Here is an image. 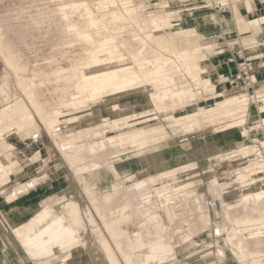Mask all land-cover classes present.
<instances>
[{
	"label": "bare ground",
	"instance_id": "obj_1",
	"mask_svg": "<svg viewBox=\"0 0 264 264\" xmlns=\"http://www.w3.org/2000/svg\"><path fill=\"white\" fill-rule=\"evenodd\" d=\"M136 1L121 0L122 8L115 9L109 7L119 2L116 0H0V56L25 95V99H17L16 104L9 102L11 106L0 110V156L13 147L9 142L13 137L25 143L28 139L36 140L33 135L37 132L31 134L38 131L31 106L84 183L108 234L86 208L85 216L92 226L90 251L95 264H177L179 254L196 244L202 245L197 248L201 253L212 250L206 243L209 236L201 235L212 226L206 191H201V184L194 177L176 182L182 172L189 174L193 162L186 161V156L177 158L176 166L164 160V154L179 145L165 136L159 113L146 108L128 110L133 104L147 100L155 103L161 114L168 115V110L180 105L179 102L198 101L202 92L198 87L188 89L187 84L202 86L204 92L215 90L212 78L204 75L208 72L206 63L212 54H221L224 49H216L218 43L204 41L201 25L193 28L172 25L168 13L174 15L177 10L147 11L146 5ZM167 1L175 5L188 0ZM210 2L204 0L201 7L211 5ZM257 2L264 0H231L230 14L240 32L252 31L257 22V16L248 17L242 7L247 14H253ZM123 20L139 26L144 35L133 33L134 38L129 39ZM211 20L212 26L219 22L214 14ZM168 27L172 28L167 30ZM73 37L81 42L79 47L72 45ZM246 46L257 48L255 44ZM81 51L83 54H79ZM259 63L264 67L263 59ZM68 66L73 68L66 69ZM253 78L257 80L256 76ZM122 96L126 97L124 102ZM241 97L227 95L224 101L197 107L198 113L178 118L176 128L190 131L208 123L220 124V128L229 116L239 127L248 117L245 105L250 95L242 93ZM254 100L262 123L250 129L245 127L242 135L258 128L264 130V87ZM103 105L116 116H103L96 126L80 127L62 136L63 128L97 119ZM172 119L176 116L171 115L166 121ZM128 144L135 148L131 153L120 149ZM261 145L264 146L263 139ZM241 146L238 151L219 153L207 161L210 179L217 183L220 192L226 194L238 184L236 202L227 203L218 196L223 222L217 224L216 234L223 237L219 240L222 251L217 252L221 260L228 259L229 249L237 264H264V252L259 248L264 245V147L255 149L246 143ZM39 152L29 159L30 164L41 161ZM251 154L257 157L232 170L235 178L231 182L217 176L224 161L231 165ZM151 164L155 173L143 167ZM134 168H138L141 178L132 174ZM48 174L15 185L7 199L14 200ZM88 178L97 190L111 181L113 185L110 191L100 194L90 189ZM17 180L0 157L1 192ZM259 182L262 183L258 185ZM247 186L259 187L250 190L245 189ZM208 190L215 200L218 193L212 184ZM117 199L121 203L110 206ZM30 211L25 207L23 212ZM182 213L189 214V218L177 220ZM14 214L6 217L0 204V225L10 230L7 236L27 258L38 264H86L82 250L87 245V223L77 197L70 191L46 199L26 221L20 217V209ZM215 261L210 257L196 263L215 264Z\"/></svg>",
	"mask_w": 264,
	"mask_h": 264
},
{
	"label": "rangeland",
	"instance_id": "obj_2",
	"mask_svg": "<svg viewBox=\"0 0 264 264\" xmlns=\"http://www.w3.org/2000/svg\"><path fill=\"white\" fill-rule=\"evenodd\" d=\"M119 2H114L112 6L109 8H119L121 9L123 6V3L121 0H116ZM165 1V3H164ZM34 3V2H33ZM136 3L146 5L147 11H152L153 9H162L165 11H178L179 13L174 12L173 13H168V19L172 23V25L178 27H188V28H193L195 26L201 25L204 27V41L205 42H215L218 43L219 45L216 46V49H224L223 53H214L210 56L209 60L207 61V70L204 75L211 77L212 78V83L214 86H216L215 90L211 89L210 90H205L204 92V87L202 86H191V84L188 82L187 88H197L198 91L202 92V97L197 101V99L191 100V101H182L179 102L176 107L169 109L168 115H163L162 110H158L156 108V104L153 102H148L147 100H143L141 104H133L132 106L129 107L128 112L130 111H142L143 109H147L148 111L151 112H157L161 116V123L160 125L164 127L165 131L164 134L168 139L171 140H176L178 146V149H172L166 154H164V160L169 161L172 166H176L175 160L179 158L180 156H186L187 160L186 161H192L193 166L189 169V174L186 172H182L177 176L176 182H182L183 180H186L188 177H194L195 181H198L200 185L201 191L204 193L206 191V197L208 199V204H209V212L211 215V206H210V201L208 198V193H209V186L212 184L213 188L215 191L218 193L217 198L215 201L217 203L215 204V209L218 210L221 214V205H220V200L222 198H225V201L227 203H233L236 202L239 199V196L237 194V190L235 189L238 184H234L233 187L230 188V190L226 193L223 194L222 192L219 191L217 183L213 180L210 179L211 172L207 168V161L209 157L217 156V154H224L226 155L227 153H232L234 151H238L242 148V144H245L249 147H254L255 149L257 148H263L264 146L262 144V139L260 138V134L263 133L264 136V130L261 128H258L256 130H253L247 135H242L241 132L244 131L245 127L250 129L252 126L255 124H261L262 123V117L261 113L259 112V107L256 102H254V98L261 92L262 87H264V81L260 82L258 77L255 74L256 66L259 63L258 60L255 61V67L253 72L251 73L252 75V83L251 79H243L242 76L239 75L238 71V65L241 62L239 59H237V54L239 51L243 49L242 45H247V44H255L257 48H251L250 50H247L248 55H253L255 54H261L263 55V64H264V40H260L259 38L262 36V29H264V17H259L264 14V2H257L256 10L253 12V14H247L245 9L242 7V11L244 12L245 15L249 16H257L256 17V24L254 25L252 31H245V32H240L238 30L237 25L235 26L236 22L232 18L230 11H220L213 9L211 5L207 7H201L202 4H204V0H188L186 2L182 3H177V4H170L169 1L167 0H151L150 2L146 1H140L137 0ZM211 3V2H210ZM121 4V5H120ZM29 4H26V6ZM119 6V7H118ZM183 11V12H182ZM225 12V15L223 13ZM214 14L217 18V21L219 22L216 24V26H212V20H211V15ZM223 18V19H222ZM124 21V20H123ZM121 21L124 23V25L127 28V33L129 39H131V35H134L133 33H140L141 36L144 35L143 31L137 26L136 24H131L130 21ZM262 23V26H261ZM181 24V25H180ZM134 26V27H133ZM129 27V28H128ZM172 27H168L167 30H170ZM131 29V30H129ZM133 29V30H132ZM140 30V31H139ZM238 30V31H237ZM129 31L131 34H129ZM135 31V32H134ZM240 32V33H239ZM250 32V33H249ZM254 32H258L257 34H254ZM245 34V35H244ZM251 35V36H250ZM255 35V36H254ZM247 36V37H246ZM250 36V37H248ZM242 37V38H241ZM134 38V37H133ZM132 38V39H133ZM248 40L250 41H247ZM250 38V39H249ZM254 38V39H252ZM256 38V39H255ZM247 41V43L245 41ZM77 39L73 37L71 44L74 46L79 47L81 42L79 43L76 41ZM242 40V42H241ZM253 41V42H252ZM76 42V43H75ZM78 42V43H77ZM245 42V43H244ZM249 42V43H248ZM259 42V43H258ZM244 43V44H243ZM134 43H132L133 46ZM135 46V45H134ZM261 46V47H258ZM248 48V47H247ZM254 49V50H253ZM83 54V52H79V54ZM229 57V59H228ZM224 63L222 64V68L225 66H228L230 71L228 74L224 73V69L220 72H216L214 64L217 66L219 65V61H223ZM227 60L231 62L229 65H227ZM73 66H68L66 69H71ZM214 69V70H213ZM219 73V74H217ZM223 76V79H220L219 77ZM254 76H256L257 80H254ZM179 80V78H178ZM16 77H14V73L7 68L5 62L3 61L2 57L0 56V87H3V90H0V110L3 108L9 107L8 105L11 106L10 103H15L17 99H25L24 92L21 90V88L16 84ZM216 84V85H215ZM262 85V86H259ZM203 88V89H202ZM207 91V93H206ZM205 93V94H204ZM241 93V94H240ZM242 93H248L250 95L249 101L247 102L248 104L245 105V114L248 117L246 118V122L244 124L239 125V127L235 126L236 125V120L232 117H226L227 119L223 120V123L220 128V124H214V123H208L204 124L205 126H198L195 127V129H191L190 131L186 130H177L176 128V123L177 119L180 117L186 118L187 115L189 114H194L198 113L199 108H206L208 106H211L213 104H216L217 102H221L222 100L224 101L225 97L227 95H238V97L242 96ZM255 93V94H254ZM240 94V95H239ZM214 95V96H212ZM255 95V96H254ZM207 96V97H206ZM206 97V98H205ZM8 98V99H6ZM10 98V99H9ZM121 102H124L126 100V97L122 96ZM242 99V97H241ZM8 102H7V101ZM15 100V101H14ZM195 101V102H194ZM251 101V102H250ZM10 102V103H9ZM190 104H189V103ZM184 103V104H183ZM187 104V105H185ZM248 105V106H247ZM180 106V107H179ZM250 106V107H249ZM196 107V109H195ZM198 107V109H197ZM247 107V108H246ZM30 109L35 117L36 124L38 126V131H32V135L35 133L33 136H36V140H30L28 139L25 143L24 141L20 140L17 137H13L9 140L10 144L13 145L11 149H9L8 152L5 154H1V159L3 160L4 163H7V167L9 168L11 175L13 177H17L18 180L13 182L10 187H8L6 190L2 191L0 190V204L2 207L5 208V212L8 215H11L12 217L15 215L14 212L20 209V212L24 211L25 207H28L30 210L33 209V211H37L41 205L42 202H44L46 199L54 197L55 195L58 194H63L65 192H71L75 197H77L80 207H81V212L83 217L85 218V221L87 223V245L83 248L82 253H83V259L86 262V264H95V261L93 259L92 253L90 251V245H91V236H92V226L87 220V217L85 216V209L87 208L88 210L91 211L92 215L97 219L98 225L102 228L103 232L107 234L106 230L104 229L102 220L100 219L94 204L92 202V197L89 195L87 192L85 185L83 182L79 180V178L76 176L77 174L75 173V169L71 167L70 163L67 161L66 157L62 154V151L60 148L57 146V144L52 140V136L50 132L46 129L45 125L39 118V116L36 114L34 109L30 106ZM158 110V111H156ZM189 113V114H187ZM248 113V114H247ZM186 114V115H185ZM176 116V119H172L171 121H166L167 117L169 116ZM105 116L106 118H114L116 115L113 114V111L108 110L104 105L102 106L101 113L97 119H87L83 121L80 124H75L74 126H70L69 128H63L61 130L62 136H67V134H70L72 130H76L77 128L80 127H88V126H96L95 123L99 122L102 120V117ZM40 119V120H39ZM235 120V121H233ZM176 121V122H175ZM233 121V122H232ZM261 121V122H260ZM94 122V123H93ZM227 123V125H226ZM231 123V125H229ZM212 124V125H211ZM214 124V125H213ZM222 126H229V128L223 130L224 127ZM198 128V129H197ZM195 131V132H193ZM232 133V134H230ZM235 139V140H233ZM234 141V142H233ZM261 142V143H260ZM129 145V144H128ZM124 149V147H120V149L124 150V152H129L131 153L132 151L135 150L131 145H129ZM234 146L232 148H229V146ZM57 146V147H56ZM261 146V147H260ZM132 147V149L130 148ZM130 148V149H129ZM253 148V149H254ZM119 149V150H120ZM122 150V151H123ZM127 150V151H126ZM40 151V152H39ZM41 153L42 159L40 162L30 164V158H33L34 155L37 153ZM218 152V153H217ZM13 153V154H12ZM9 155V156H8ZM33 155V156H32ZM8 156V157H7ZM7 157V158H6ZM250 157V158H249ZM255 157V155L251 154L247 158H243L237 161H234L229 163V161H224L222 165L219 167V171L217 172V176H220L222 181H227L231 182L235 177L231 173L232 170L245 166L249 163V159H252ZM189 159V160H188ZM197 161V162H196ZM10 162L11 165H10ZM16 162V163H15ZM15 163V164H13ZM226 166H225V165ZM236 164V165H234ZM245 164V165H244ZM16 165V166H15ZM44 165V166H43ZM234 165V166H232ZM11 166V167H10ZM15 166V167H14ZM154 165H149V166H143L144 168L149 169V172L155 173V168L153 167ZM236 166V167H235ZM141 167V168H143ZM12 168V170H11ZM37 168L39 170H37ZM138 168H134L132 171V174H138V177L141 178L142 176L139 174V171L137 170ZM20 171V172H19ZM20 175H15L16 173ZM28 172H33L32 174H25ZM45 172H47V178L45 180H42L39 183H34L32 184L28 189L23 190L21 193H19L18 196L14 198V200H9L7 199V194L11 193L13 191V188H15L17 185L20 184H25L26 182L32 180L33 177L39 178L41 175H43ZM15 173V174H14ZM51 177H50V176ZM85 175H89L87 172H85ZM88 180V185L90 189L95 192L97 189L93 185L91 179ZM110 183V182H109ZM262 182H259L258 185H260ZM16 185V186H15ZM108 185V184H106ZM112 186H104L98 188L97 191H99L100 194H105L106 192L111 190ZM259 186H247L245 189H250V190H256ZM211 196V195H210ZM219 196V197H218ZM5 199V200H3ZM118 201V202H117ZM115 200V205H110V206H117L118 203H121L119 199ZM30 203H34L32 207L29 206ZM114 203V201H113ZM112 203V204H113ZM183 203V202H182ZM180 203V204H182ZM178 205V204H177ZM14 206V207H13ZM215 210V212H217ZM112 211V210H111ZM25 213H22L20 215H24ZM27 216V215H26ZM189 214L187 213H182L177 220H184L189 218ZM212 219V216H211ZM23 221H26L27 218H22ZM218 221L223 222V216L222 218L220 216L217 217ZM215 227V228H214ZM218 226H215L213 224L212 220V226L209 230L203 232L201 235H208V239L206 243L208 245L212 246L211 252L209 250L205 251L204 253H201L202 250L197 251V248H201V244H196L195 246H192L189 250L183 251L181 254H179V259L177 264H197L196 262L203 261L205 259H208L212 257L218 262L215 264H237L234 256L232 255L231 251L229 249H225L228 255V259H223L221 260L220 255L218 254L221 253L220 246L222 244H219V240L223 237V234H219L217 236V228ZM10 233V230L7 229L5 226L0 225V246L2 247L3 243L5 244H11L12 239L11 236H7V234ZM217 233V234H216ZM209 241V242H208ZM213 243V244H211ZM218 243V244H217ZM11 246V245H10ZM219 246V248L217 247ZM224 246V244H223ZM262 247V248H261ZM218 248V249H217ZM226 248V246H225ZM261 248V251L264 252V245L259 246ZM259 248L257 250H259ZM219 250V251H218ZM194 252H198L199 254L195 255ZM220 253H218V252ZM213 252V253H212ZM217 253V254H216ZM207 255V256H206ZM191 256V257H189ZM198 257V258H197ZM217 259H216V258ZM227 258V257H226ZM222 263H220V261ZM78 261V260H77ZM76 261V262H77ZM227 262V263H226ZM0 264H3L0 261ZM166 264V263H165ZM167 264H170L167 262Z\"/></svg>",
	"mask_w": 264,
	"mask_h": 264
},
{
	"label": "crops",
	"instance_id": "obj_3",
	"mask_svg": "<svg viewBox=\"0 0 264 264\" xmlns=\"http://www.w3.org/2000/svg\"><path fill=\"white\" fill-rule=\"evenodd\" d=\"M261 33H262V36L259 39L260 40H262V39L264 40V29H262ZM258 47H261V46H258ZM228 59H229V57H228ZM223 63H224V60L223 61H219L218 62L219 65L218 66L216 64H214L215 70L214 69L213 70L216 71V72H220V71H222L224 69L223 70L224 73L228 74V72L230 71L231 68H229L228 66H225L221 70V67H222ZM230 63L231 62H229L227 60V65H229ZM254 71H255V75L258 77L259 81L260 82L264 81V67L261 66V64H258L256 66V70H254ZM217 74H219V73H217ZM259 86H262V85H259ZM230 134H232V133H230ZM259 137L263 138L264 137L263 133L260 134ZM233 140H235V139H233ZM232 147H234V146L231 145V146L228 147V149L232 148ZM109 185L110 186L113 185L112 181L108 185H104V186H109ZM208 198H209L210 206H211L212 220H213L214 225L217 226V224H221V221H222V220L218 221L217 217L220 216L222 218V214H220V212L215 209V207H216L215 204L217 203V201H215L213 199V197L210 196V194H208ZM33 204L34 203H30L29 206L32 207ZM215 210L217 212H215ZM35 212L36 211H33V209L30 212H27V213L26 212H20V214L25 213L23 216L20 215V217L29 219ZM5 216L6 217H12L11 215H8L6 212H5ZM10 245L3 243L2 247L0 246V261L3 264H38V262L36 260H32V259L27 258L25 253H24V251L16 247V245L13 243V240H12V243ZM56 252L58 254L61 253L60 251H56Z\"/></svg>",
	"mask_w": 264,
	"mask_h": 264
},
{
	"label": "built area",
	"instance_id": "obj_4",
	"mask_svg": "<svg viewBox=\"0 0 264 264\" xmlns=\"http://www.w3.org/2000/svg\"><path fill=\"white\" fill-rule=\"evenodd\" d=\"M211 7L220 11H230L231 0H211ZM242 47L243 49L237 54V59L241 61L238 65L239 75L242 76L243 79H251L252 83L253 81L251 73L254 70L255 61L260 60V58H257L258 55L255 53L254 56L248 55L247 50H250L251 48H247V46L245 45H242ZM256 157L257 155H255V157L253 158ZM259 158L263 160L262 156H260Z\"/></svg>",
	"mask_w": 264,
	"mask_h": 264
}]
</instances>
